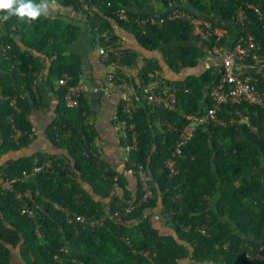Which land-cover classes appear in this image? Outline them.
Segmentation results:
<instances>
[{"label": "trees", "instance_id": "obj_1", "mask_svg": "<svg viewBox=\"0 0 264 264\" xmlns=\"http://www.w3.org/2000/svg\"><path fill=\"white\" fill-rule=\"evenodd\" d=\"M50 1L74 11L83 9L82 2L86 4L87 19L107 64L115 63L118 53L123 55L119 65L133 61L128 52H119L110 21L134 31L145 49L161 50L176 72L195 67L204 53L203 44L185 23L155 24L142 33L135 24L119 22L112 15L114 10L124 8L132 20L147 18L132 11L133 4L141 5L143 0ZM188 5L227 29L225 44L242 31L233 24L235 10L242 6L246 15L243 30L251 33L260 53H264V0H190ZM5 15L0 12V96L16 98L19 110H12L8 100H0V154L27 147L34 138L27 118L30 106L19 97L20 87L30 89L45 68L44 59L50 61L46 77L49 85L64 75L71 78L69 84H76L80 73L79 58L66 54L78 37L77 27L45 15L35 21L13 15L4 21ZM158 71L156 65H147L140 75V86L132 83L131 114L125 111L124 102L118 112L119 121L126 129L133 125L135 133L132 143V132L127 135L132 153L126 170L137 171L138 166L145 170L153 198L139 204L143 195L140 187L133 195L124 188L122 174L103 169L93 153L96 133L85 122L86 102L80 98L78 108H66L65 88L61 87L56 92L60 100L57 118L50 124L47 138L55 147L66 150L67 156L52 160L37 155L36 164L50 161V170L18 181L13 191H0V264H9L10 248L16 247L24 264H179L184 260L188 264H264L249 258L264 247V115L257 107L245 104L222 106L218 118L227 120L234 110H241L250 116L255 130L244 124L197 127L175 158L177 173L169 176L164 163L187 124L183 115H195L200 107L204 112L211 106L206 92L218 72L209 68L197 77L170 83L162 82ZM116 75L128 80L120 72ZM153 83L157 85L153 91L175 94V110L147 103L144 89ZM256 87L264 94V72L258 75ZM16 129L22 136L13 141ZM34 160L31 156L10 161L0 167V172L4 179H20L22 172L31 170ZM75 172L81 183L89 184L108 201H96L82 188ZM115 176L117 180L113 181ZM116 187L122 190L121 195H114ZM17 192L26 194L24 200L34 210L35 218L20 212ZM54 205L63 210H56ZM130 206L133 210L125 217H112ZM157 206L175 238L160 236L145 216L147 210ZM79 215L104 222L98 228H89L70 221ZM200 228H205L204 234Z\"/></svg>", "mask_w": 264, "mask_h": 264}, {"label": "crops", "instance_id": "obj_2", "mask_svg": "<svg viewBox=\"0 0 264 264\" xmlns=\"http://www.w3.org/2000/svg\"><path fill=\"white\" fill-rule=\"evenodd\" d=\"M45 2L49 4L46 17L56 18L79 29L77 39L71 43L66 54L79 58L80 73L76 84L87 89L86 92L81 94L80 98L84 99L87 106L88 113L85 120L88 125L93 126L96 133L94 156L103 164L105 171L110 170L116 175L122 174L125 182L124 188L134 195L139 187L138 175L126 170L127 162L132 153V146L127 138L130 130L129 128L126 129L125 124L118 119L120 107L123 102L124 105L126 104L124 89L128 87L129 94L132 97V83L140 86V75L150 63L156 65L159 69L158 74L162 82L176 83L182 82L188 77H197L209 68H215L216 70L219 61L209 53L207 46L202 45L204 53L198 59L197 65L193 68H182L176 72L168 66L161 50L150 51L145 49L139 44L134 31L125 29L116 22L110 21L119 52H128L133 61L129 65H119L118 60L123 55L117 52L116 62L107 64L106 57L99 53L100 44L91 29L87 13H85L86 10L74 11L62 8L50 0H45ZM96 9L94 8L95 11ZM92 10L90 7V12ZM166 10L163 3L158 0H143L141 5L133 4L132 6L133 12L145 16H159L165 13ZM105 36L108 40V36ZM19 45L22 49H25L21 44ZM44 65L45 68L42 73L36 76L35 82L29 90L20 87L21 99H26L30 106L27 118L33 130L34 138L27 147L18 151L0 154V167L5 166L10 161H17L31 156L37 159V155H43L52 160H54L53 157L67 156L66 150L55 147L47 138V130L57 118L56 108L60 100L54 87L55 83L53 82L52 85L47 83L46 77L50 61L44 59ZM241 71L247 73L253 71V69L249 66H243ZM117 72H120L128 80L120 75L117 76ZM156 86L155 83L150 84L148 89H155ZM32 96L36 100L35 104ZM3 99L5 98L3 97ZM130 141L132 143V139ZM72 166H74L73 163ZM75 173L77 174V181L80 182V175L78 172ZM81 185L96 201H108V199H103L97 195L89 184L84 182ZM121 193L122 190L119 187L114 189V195H121ZM145 216H149L151 225L158 231L160 236L175 238L173 230L166 225L161 216L160 206L147 210ZM9 264H24L18 247L10 248ZM179 264H188V261L184 260Z\"/></svg>", "mask_w": 264, "mask_h": 264}, {"label": "built area", "instance_id": "obj_3", "mask_svg": "<svg viewBox=\"0 0 264 264\" xmlns=\"http://www.w3.org/2000/svg\"><path fill=\"white\" fill-rule=\"evenodd\" d=\"M158 1H161L167 9L165 13L159 16H148L141 20H132L124 8L114 10L112 15L119 22L135 24L142 33L145 32L147 26L155 24L162 25L166 22L176 21L185 23L190 27L193 36H195L203 45H210L208 48L209 53L219 61L218 68L216 69L218 77L215 80V83L208 88L207 92L211 106L206 111L202 112L201 110L195 115H183L187 124L183 127L180 133V140L176 142L173 151L171 152V156L164 163L169 176H173L177 173L175 169V158L180 156L181 148L193 138L197 127L209 124L222 127L229 124H244L250 129L255 130V128L250 125V116L246 112L234 110L227 120L218 118L217 113L221 111L222 106H237L245 104L257 107L264 115V94L260 93L256 87L258 84V75H261L264 72V53H260V46L251 33L246 29L243 30L246 15L242 6L236 8L233 16V24L237 27H242V31H240L234 41L225 44L223 43V39L227 37V29L215 25L207 16L190 9L188 5L190 0H179L178 2L174 0ZM82 8L84 10L87 9L86 4L83 2ZM249 8L257 12L254 7ZM101 37L105 39V41L107 40L104 34H101ZM99 50L100 54L104 53L101 45ZM243 66H249L253 71L247 73L243 72L241 71ZM70 80V77L64 75L55 83V90L57 91L59 88L64 87L65 93L63 95V103L65 107L76 109L79 107L81 94L86 92L87 89L77 84H69L68 81ZM124 91L126 95L125 111L128 114H131L130 110L133 106L130 102L128 87L124 89ZM144 94L147 103L150 105L170 111L175 110L176 98L173 92L157 93L150 89H144ZM19 97L21 98L22 96ZM0 100L6 101L8 98L3 99V97L0 96ZM8 101L12 110H19L16 105V98L9 99ZM167 127L173 129L169 124ZM128 128L133 134L132 141L134 142L135 133H133V125H130ZM21 136V132L16 129L12 135V139L13 141H17ZM36 163L37 159L34 160V165L29 172H22V177L20 179H4L3 173L0 172V191H13L14 184L18 181L23 182L29 177H34L39 173L51 169L50 161H46L41 165ZM137 175L141 190L143 191V195L138 203L142 204L152 199L153 194L148 185V176L141 166H138L137 168ZM112 180L116 181L117 177H113ZM25 196L26 194L17 192L15 194V199L19 202L20 212L33 219L35 218V212L24 200ZM54 208L60 211L63 210L58 205H54ZM131 210H133L132 206L125 208L121 214L115 213L112 217L117 219L121 218L120 216L125 217ZM70 221L79 224L82 227L98 228L102 226L104 219H95L92 216L88 217L79 215ZM204 229L205 228H200L199 231L204 234ZM249 258L252 260L264 261V247H260L259 251L249 256Z\"/></svg>", "mask_w": 264, "mask_h": 264}, {"label": "clouds", "instance_id": "obj_4", "mask_svg": "<svg viewBox=\"0 0 264 264\" xmlns=\"http://www.w3.org/2000/svg\"><path fill=\"white\" fill-rule=\"evenodd\" d=\"M48 9L49 4L46 3L45 0H40L39 3H37L36 0H0V12L7 13V15L2 17L4 21L8 20L9 17L13 15L20 19L27 18L28 21H35L42 15H48ZM129 172L137 173L136 170L134 171L131 169ZM139 187L141 188L140 182Z\"/></svg>", "mask_w": 264, "mask_h": 264}, {"label": "water", "instance_id": "obj_5", "mask_svg": "<svg viewBox=\"0 0 264 264\" xmlns=\"http://www.w3.org/2000/svg\"><path fill=\"white\" fill-rule=\"evenodd\" d=\"M201 110H202V108L200 107V108L198 109V113H199Z\"/></svg>", "mask_w": 264, "mask_h": 264}]
</instances>
